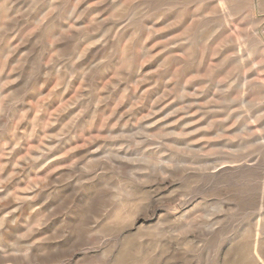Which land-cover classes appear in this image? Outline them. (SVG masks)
Listing matches in <instances>:
<instances>
[{
  "label": "rangeland",
  "instance_id": "obj_1",
  "mask_svg": "<svg viewBox=\"0 0 264 264\" xmlns=\"http://www.w3.org/2000/svg\"><path fill=\"white\" fill-rule=\"evenodd\" d=\"M0 264H264V0H0Z\"/></svg>",
  "mask_w": 264,
  "mask_h": 264
}]
</instances>
